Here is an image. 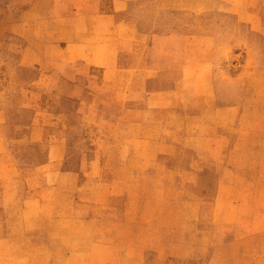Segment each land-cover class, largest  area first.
<instances>
[{
	"label": "rangeland",
	"instance_id": "obj_1",
	"mask_svg": "<svg viewBox=\"0 0 264 264\" xmlns=\"http://www.w3.org/2000/svg\"><path fill=\"white\" fill-rule=\"evenodd\" d=\"M89 233L264 264V0H0V264Z\"/></svg>",
	"mask_w": 264,
	"mask_h": 264
},
{
	"label": "crops",
	"instance_id": "obj_2",
	"mask_svg": "<svg viewBox=\"0 0 264 264\" xmlns=\"http://www.w3.org/2000/svg\"><path fill=\"white\" fill-rule=\"evenodd\" d=\"M86 194H83V197ZM101 191L100 190H96L94 192V196H95V201L96 202H101L103 201V199L101 198ZM88 196V194H87ZM85 199V198H84ZM91 199V198H90ZM93 201V200H91ZM106 219L104 218H97L95 219V223H93V225L98 224V223H103ZM109 220V219H108ZM112 222H114V220H111ZM100 225V224H99ZM99 231V230H98ZM92 235V234H91ZM90 233L88 235H71V234H67L65 235L66 237L63 239V237H59L56 240V245L54 249H51V254L53 256H64L66 258H68V261L71 262V258L74 254H79V256L81 257H91L92 258V263L93 264H137V259L136 257L138 256V253H135L136 251L134 250L135 248H133V246L131 244L134 243L135 239H136V234H134L131 238V236L128 239V244L125 245V247L120 248L118 245H115L114 247H110L107 245V243L105 242V234H99L97 233L96 237H97V243L94 247V245H92V240H93V236H91ZM60 236V235H58ZM119 238L114 239V243L115 240H117ZM62 241L64 242V245L61 244ZM83 241H86L87 246L86 247H81L79 249H72V248H67V244L71 245L69 243H73V242H81L83 243ZM120 241V240H118ZM68 242V243H67ZM84 244V243H83ZM91 244V246H90ZM56 262H54L55 264Z\"/></svg>",
	"mask_w": 264,
	"mask_h": 264
}]
</instances>
